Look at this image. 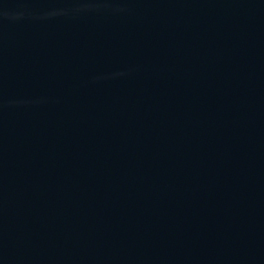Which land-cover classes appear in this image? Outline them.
I'll use <instances>...</instances> for the list:
<instances>
[{
  "label": "water",
  "instance_id": "water-1",
  "mask_svg": "<svg viewBox=\"0 0 264 264\" xmlns=\"http://www.w3.org/2000/svg\"><path fill=\"white\" fill-rule=\"evenodd\" d=\"M0 264H264V0H0Z\"/></svg>",
  "mask_w": 264,
  "mask_h": 264
}]
</instances>
